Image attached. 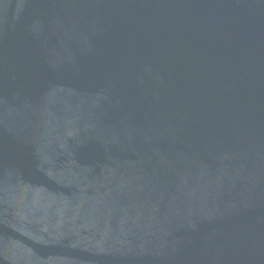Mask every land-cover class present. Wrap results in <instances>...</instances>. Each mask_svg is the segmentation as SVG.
Returning <instances> with one entry per match:
<instances>
[{"label":"water","instance_id":"obj_1","mask_svg":"<svg viewBox=\"0 0 264 264\" xmlns=\"http://www.w3.org/2000/svg\"><path fill=\"white\" fill-rule=\"evenodd\" d=\"M0 264H264V0H0Z\"/></svg>","mask_w":264,"mask_h":264}]
</instances>
